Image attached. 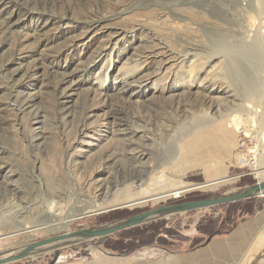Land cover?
I'll use <instances>...</instances> for the list:
<instances>
[{"label": "rangeland", "instance_id": "374dc122", "mask_svg": "<svg viewBox=\"0 0 264 264\" xmlns=\"http://www.w3.org/2000/svg\"><path fill=\"white\" fill-rule=\"evenodd\" d=\"M256 5L257 0H0V236L10 230L19 232L6 229L14 223L27 228L0 238V257L35 241L128 217H107L113 207L148 210L233 194L257 183L250 175L242 176L235 154L241 131L254 123L258 129L263 123L262 101L254 103L256 109L247 117H238L240 129L231 127V140L217 138L218 148L205 147L190 156L188 149H181L191 138L217 130L213 125L195 127L206 111L217 116L238 103L227 87L234 73L239 85V66L264 82V46L237 47L240 41L251 43L260 36L264 40V10ZM220 42L231 48L222 50L225 61L215 60L208 73L218 77L222 88L188 90L171 82L162 84L177 68L173 51L193 46L205 47L197 51L207 53L205 49ZM240 50L248 57L260 55L261 67L251 60L239 63ZM106 51H112L111 66L106 56L100 57ZM137 63L143 70L131 85L114 78L120 69ZM106 72L110 77L105 81ZM156 81L162 84L159 90L154 88ZM225 175L229 180L180 198H157ZM53 201L54 219L94 204L100 213L75 219L68 226L31 223L46 216ZM259 212L264 213V196L165 218L159 224L162 234L154 239L162 242L165 237L172 245L169 252L153 245L138 249L133 240H126L123 249L119 239L134 235L125 233L112 239L115 251L94 239L7 264L139 255L175 259L164 264H264V245L258 261L246 260L257 235L239 261L229 259L232 252L226 251L222 258L190 260L206 247L212 252L215 243ZM231 221L236 225L228 235L206 242L210 229L228 227ZM154 234L145 233L144 240Z\"/></svg>", "mask_w": 264, "mask_h": 264}, {"label": "bare ground", "instance_id": "6f19581e", "mask_svg": "<svg viewBox=\"0 0 264 264\" xmlns=\"http://www.w3.org/2000/svg\"><path fill=\"white\" fill-rule=\"evenodd\" d=\"M263 1L264 0H257V5H256V6H258L259 9H261V7H262V10H264ZM260 16L261 15H259V18H260ZM260 19H262V17ZM261 38L262 37L260 36V38L253 39L252 40L253 42H251V43H246V42L244 43V42L240 41V43L237 47H239V48L247 47V48L251 49L252 46H254V48L256 46H258V47L262 48L264 46V40ZM254 43H256V45ZM258 44H260V45H258ZM116 45H117V43L115 44V46ZM115 46L112 48V51L115 49ZM203 48H205V47H193V46L188 47L187 46L184 48L183 52H181V51L176 52L175 51L176 52L175 53L173 51L172 53L175 54V57H176L175 61H177V68L172 74L169 73V75H167L162 80V82H163L162 84H166L167 82H171L173 87H177L179 85L180 87L187 88L188 90L193 89L195 87L196 88L197 87L198 88L203 87V89H213V91L215 89V91H216L219 87L222 88V86H220V84L217 83V80H218L217 76H211V75H210L211 77L209 76L208 68L211 66V64L213 62H215V60H217V63L224 62L225 60L223 61V59H221V58H223L221 52L224 49L231 48V46H228V44L225 42H220L217 45L211 47L210 49H205V50H208L207 53H199V51H197V50H201ZM254 48H252V49H254ZM250 49H249V51H250ZM112 51H110V52L106 51V52L100 54V57L106 56L108 58V63H110V66L112 65L111 64V53H112ZM229 52H231V51H229ZM244 52H245L244 50H240V52H239V57H238L239 63L248 64L251 60L253 63L256 64V68L261 67L262 58H259L260 55L255 56L258 58L254 59L255 58L254 56H251V57L249 56L250 57L249 58L247 55L243 54ZM223 53H225V52H223ZM191 58L193 59L192 62H191V60H192ZM142 67L143 66L141 63H139V64L137 63L133 66L120 69V71L117 72V74L115 75L114 78L120 80V82H122V83H126V82L130 81L128 83V85H131L132 82L136 81V80L134 81L131 79H134L136 77L137 73L139 74V71H140V69H142ZM217 73H221V72L219 71ZM234 74L235 75H232V77H231L233 79L232 80L229 79L232 82L228 81L229 84H228L227 89H228V92H231L232 94H234V96H235L234 98L238 101V103L235 102L236 104L234 105V107H228L229 111L226 113L220 111L219 115H217V116L211 115L207 111L205 112V114L203 116L204 118H202L201 121L199 122V124H197L195 127L196 128H199V127L207 128V127H210L211 125H213V126H217L216 127L217 130H214L211 133L205 132V134H199V138H196V139L191 138L190 139L191 141L188 140L186 145L181 147L182 150L188 149L190 151L189 153H187V156L193 155L196 152H200L205 147L208 148L209 151L213 150L215 148H218L219 145L217 144V138L219 140L220 139L221 140L227 139L228 141L231 140L232 135H233V131H234L231 127L236 125L235 130H236V132L239 131L240 121L238 120V117H240V116L247 117L251 113V110L255 107L254 103L258 104L256 102H260V101L263 102V104H262L263 106L260 110L264 116V82H263V80L261 78H258V79L254 78L253 73H248L244 66H239L240 83L238 85L235 83L237 80V78L234 77V76H236V73H234ZM219 75H221V74H219ZM109 77L110 76H109L108 72H106V74L102 77V80L106 81L109 79ZM223 79H224L223 81H225L226 78H223ZM234 80H235V82H234ZM225 83H226V81H225ZM162 84L160 82L156 81V82H154V88L159 90L161 88ZM232 104H234V103H232ZM260 104H261V102H260ZM228 105H231V104H228ZM220 109H221V107H220ZM254 109H256V108H254ZM228 117H230V118H228ZM223 119H227L228 123H230V124H227L226 123L227 120L225 121ZM225 123H226V125H225ZM214 124H216V125H214ZM260 126H261V130H259V128H258V133H259L258 135L263 136L264 135V121H263V123H261ZM191 131L192 130H189L187 133H189ZM216 144L218 146H216ZM263 175H264V173L260 174V181H263ZM227 180H229V176L225 175L224 177H222L220 179L209 181V182H206L203 184L186 185L180 189H175V190H171V191L164 193V194H159V196L157 198L158 199L180 198V197L184 196L187 192H190L192 190H196V189L203 188V187L204 188L209 187V186H212L214 184H218V183H221V182H224ZM55 204H56L55 201L49 203L48 209L46 210L47 215L44 216L43 218L41 217V218L34 220V221L31 220L32 222L30 220L29 221L33 224L34 223L37 224V222H39L38 224H41L44 221L46 224H49L48 226H51L54 224H59L60 222H64L65 225L68 226L71 221L78 219V218H81L82 216H87L91 213H95L99 210L98 206L94 204L93 206L92 205L88 206V209H85L86 207L75 209L74 211H72L68 215L60 216L59 218L56 217L54 219L55 214H50V213L54 211ZM41 226H42V224H41ZM14 228H17L18 231L27 229L25 227V225L18 224V223H14V224L10 225V227L9 226L6 227L7 230L14 229ZM13 232L15 233V230H13V231L10 230V231L6 232V234H11Z\"/></svg>", "mask_w": 264, "mask_h": 264}, {"label": "water", "instance_id": "95a60500", "mask_svg": "<svg viewBox=\"0 0 264 264\" xmlns=\"http://www.w3.org/2000/svg\"><path fill=\"white\" fill-rule=\"evenodd\" d=\"M262 196H264V181L257 182L233 194L221 195L217 197L206 198L203 200L181 202V203L156 207L141 213L128 216L127 218L119 222H116L114 224L101 226V227L83 228L74 231H67L66 233L63 234H59L43 240L32 242L18 250L10 252L7 256L0 257V264H7V263L20 261L42 250L52 249L56 251L61 248L71 246L75 243H79L81 241H90L94 239L108 238L111 235L118 233L120 231L133 228L157 219L169 218L176 214H183L195 210H201L213 206L223 205L231 202H237L241 200H247ZM126 207L127 205L117 206L107 211H114ZM83 217L85 216H82L81 218ZM23 231L24 230H20L19 232L16 233H20ZM16 233L5 234L3 236H0V238L8 237Z\"/></svg>", "mask_w": 264, "mask_h": 264}, {"label": "crops", "instance_id": "0c3cea01", "mask_svg": "<svg viewBox=\"0 0 264 264\" xmlns=\"http://www.w3.org/2000/svg\"><path fill=\"white\" fill-rule=\"evenodd\" d=\"M239 142H240V136L238 140V147L236 149L235 159L236 155L238 153L239 148ZM264 213L259 212L256 213L253 219L250 221H247L243 224H240L231 234H229L228 237L225 239L218 241L213 245L212 252H210V249L208 247L198 251L193 255L194 257H190L188 259L193 261H206L205 259H208L210 256H216L218 255L220 258L223 257L225 251L227 253L232 252V261H239V258H242L244 254V250L249 246L250 239L254 238L255 235H257V239L252 241V252L251 256H248L246 260H259L260 251L262 245H264ZM263 227V228H262ZM259 230V231H258ZM258 231V232H257ZM257 233V234H256ZM164 251V250H163ZM162 251V252H163ZM166 252V251H165ZM175 259L173 258H157V259H151L147 257L146 255H139L137 257L134 256H126V257H116L111 256L108 257V260H104L101 257L95 258L94 261H87V260H72L64 263L59 264H164L166 262H174Z\"/></svg>", "mask_w": 264, "mask_h": 264}, {"label": "trees", "instance_id": "16d2710c", "mask_svg": "<svg viewBox=\"0 0 264 264\" xmlns=\"http://www.w3.org/2000/svg\"><path fill=\"white\" fill-rule=\"evenodd\" d=\"M251 184H253V182ZM203 199H206V198L192 199V200H187V201H183V202L203 200ZM253 199L254 198L243 200V201H249V200H253ZM243 201H237V202L241 203ZM175 203H181V202H175ZM175 203H172V204H175ZM169 205H171V204H169ZM148 210H150V209H148ZM144 211H147V209L141 210V211L140 210H136V209L135 210H130V211L128 209H118V210L111 211L106 216L110 217V218H121L123 216H131V215H134V214H137V213H141V212H144ZM239 212H242V211L239 210ZM250 212L251 211H248L246 213L250 214ZM154 221H156V222H154ZM154 221H151V222H148V223H145V224L133 227V228H129V229L120 231L118 233H115V234L111 235L108 238H100L99 239L100 240L99 244L100 245H104L105 244L107 249H111V250L115 251L116 249H114V247H113V245L111 243V241H112V239L114 237L123 235L125 233H134L133 236H126L123 239H119V245L123 249L127 248L126 240H133V243H134L133 247L138 246V249H142V248H144L146 246L153 245L154 247L161 248L162 250H164L166 252L171 251L172 245L168 244L165 241V237H164V239H162V242H156L155 239H154V237L156 235H158V234L161 235L162 234L161 232H159V228H160L159 224L163 223L165 221V218L157 219V220H154ZM223 223H225V222H222V224ZM235 225H236V222L235 221H231V222H228V227H224V225H222V226H218V228H216V229H212V230L210 229V231L208 233L209 236H208L206 242L210 243V241L215 236H218V235H224V236L228 235L231 232V230L235 227ZM150 231L154 232L156 234L151 236L150 239L144 240V236L143 235L145 233H147V232H150ZM136 232H137V234H135ZM151 239H153V240H151ZM149 240H151V241H149Z\"/></svg>", "mask_w": 264, "mask_h": 264}, {"label": "built area", "instance_id": "2783aa9c", "mask_svg": "<svg viewBox=\"0 0 264 264\" xmlns=\"http://www.w3.org/2000/svg\"><path fill=\"white\" fill-rule=\"evenodd\" d=\"M255 125L254 123L248 129L241 131L235 163L244 171L242 176L250 175L260 182V174L264 173V135H258ZM258 128L261 130V126Z\"/></svg>", "mask_w": 264, "mask_h": 264}]
</instances>
